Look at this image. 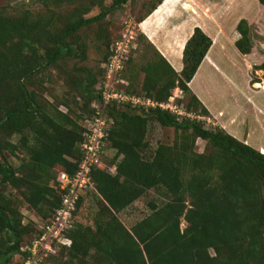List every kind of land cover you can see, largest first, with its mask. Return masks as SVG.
<instances>
[{"label": "trees", "instance_id": "obj_1", "mask_svg": "<svg viewBox=\"0 0 264 264\" xmlns=\"http://www.w3.org/2000/svg\"><path fill=\"white\" fill-rule=\"evenodd\" d=\"M132 1L36 0L44 14L22 9L13 14L0 7V264L19 258L21 248L38 232L32 222L26 223L23 204L47 220L61 203L60 174L73 176L78 170L83 122L91 114L95 88L103 77L102 68L74 65L67 70L68 61L88 58L80 31L100 25ZM163 2L143 3L147 11L139 23ZM258 2L264 7V0ZM62 7L69 8L65 17ZM96 8L100 13L88 17ZM236 30L237 50L251 55L252 27L242 19ZM102 31L100 25L98 36ZM139 41L153 50L155 59L138 69L129 60L124 71L128 68L129 78L123 74L129 85L126 91L165 102L180 87L185 110L208 117L189 84L212 39L195 28L184 48L180 74L144 35H138ZM104 45L105 63L112 44ZM253 69L264 71V63ZM45 72L58 74L72 94L71 102L54 106L42 97L33 80ZM62 106L67 112L60 110ZM110 117L114 124L106 149L115 152L108 165H115L116 173L94 171L93 225L76 223L69 233L72 246L47 264H264V154L223 129L179 120L160 109L114 106ZM150 122L174 129V144L152 150L147 141ZM198 139L207 143L206 152L195 151ZM12 157L20 158L19 165L11 163ZM151 191L165 201L151 202V212L128 229L119 215ZM87 195L79 203L77 218ZM182 221L187 223L184 230Z\"/></svg>", "mask_w": 264, "mask_h": 264}, {"label": "crops", "instance_id": "obj_2", "mask_svg": "<svg viewBox=\"0 0 264 264\" xmlns=\"http://www.w3.org/2000/svg\"><path fill=\"white\" fill-rule=\"evenodd\" d=\"M167 1L164 0L139 23V32L180 74L184 67L185 45L195 28H201L213 44L189 88L209 112L213 127L223 129L238 141L264 154V71L253 69L264 63V41L255 38L252 30V40L260 47L254 44L253 53L244 56L235 46L240 39L236 30L238 23L245 19L255 29L258 21H264V7L259 3L257 12L247 18L231 17V11L221 14L222 9L216 7L210 15L212 19L207 17L205 21H190L188 14H183L182 3L177 7V4ZM228 62L231 65L227 66ZM240 65L252 77L248 81H234L236 77L233 74L242 71L236 68ZM254 78L260 82L253 83ZM256 85L259 88H255Z\"/></svg>", "mask_w": 264, "mask_h": 264}, {"label": "built area", "instance_id": "obj_3", "mask_svg": "<svg viewBox=\"0 0 264 264\" xmlns=\"http://www.w3.org/2000/svg\"><path fill=\"white\" fill-rule=\"evenodd\" d=\"M138 35L139 22L133 17L127 18L110 47L108 60L102 64L103 77L95 88L96 98L90 105L91 114L83 122V142L80 145L82 157L78 170L73 176L60 174V206L47 220L33 218L38 232L30 243L21 248L20 264H47L49 259L57 256L63 248H70L72 240L69 233L76 227L79 203L88 193L94 192V171L116 173L115 165L109 166L104 162L108 154L106 143L109 131L114 124L110 117L114 106L129 107L132 111L160 109L176 115L179 120L187 118L212 126L209 117L185 110V93L180 87H176L165 102H157L144 94L137 95L126 91L129 85L123 74L131 53L137 48ZM25 221L30 222L26 217Z\"/></svg>", "mask_w": 264, "mask_h": 264}, {"label": "rangeland", "instance_id": "obj_4", "mask_svg": "<svg viewBox=\"0 0 264 264\" xmlns=\"http://www.w3.org/2000/svg\"><path fill=\"white\" fill-rule=\"evenodd\" d=\"M146 1L148 0H133L131 3H128L122 10L117 11L112 16L108 17L100 24L103 31L99 36L98 31L100 25L98 24H93L88 28L82 29L80 31V36H82L87 41L88 58L84 62L78 60L68 61L66 66L67 70L71 69L74 65H78L79 67L84 66L88 69H92L93 71L101 70L102 64L104 63L103 59L106 53V47L104 43H113V41L118 37L122 25L127 18L133 17L139 22L140 17L144 16L145 12L147 11L146 9H142V5ZM167 3H174V5L177 4V7H179L182 3V8L184 9L183 14H188L190 21H205L207 17H210V15H212L211 13L212 11L214 12V9L216 7L222 9L221 14H224V11H231V17L236 18L239 16H243V18L252 16L257 12L259 7L258 0H168ZM0 7H7L10 13L13 14L17 11L16 9L29 10L35 14L40 12L44 14L43 6L40 3L36 2V0H16L9 2L6 0H0ZM68 10V7H62L60 9V13L65 17L66 11ZM100 11V9L96 8L91 12V14H89L88 17L98 15ZM212 17H210V19H212ZM225 19L230 18L226 17ZM263 22L264 21L261 19V21H258L254 26L255 29L252 27L254 37L262 41H264ZM139 35L142 34L139 32ZM254 44L257 45L255 42ZM154 59L155 55L153 50L148 48L147 44H143L140 41L138 43L137 41V48L131 53L129 64L132 63V65H135L138 69L141 65ZM129 64L128 67H130ZM228 65L231 64L228 62L227 66ZM241 67L242 66L240 65V67L236 68H240L242 71H239L235 75L233 74V76L236 77L234 80L235 82L248 81L249 78H252L251 76H249L248 71H246L244 68L242 69ZM124 77L129 78L128 68L126 72H124ZM143 79L144 75H142L141 79L139 80V84L142 83ZM42 81L44 83H42ZM253 81L260 80L254 78ZM33 82L34 87L38 89L42 97L46 101L53 103L54 106H57L59 102L62 103L64 101H67V99L70 102L73 100L71 92L68 91L62 84V82L59 80L58 74L55 72H45L44 74L41 73V75H36ZM255 88H259V86L256 85ZM137 90L139 92V87L136 88V91ZM60 110L67 112V109L63 106L60 107ZM204 127L212 129L215 128L213 126L209 127L206 124L204 125ZM16 140L17 138H14V141ZM175 140L176 133L174 129L163 128L156 122H150L147 133V141L152 150L157 148V146L160 144L173 145ZM207 148V143L205 141L200 139L196 141V152L204 153L206 152ZM114 156L115 152L113 150H108V154L104 158L105 164L108 165V163L113 160ZM19 159L20 158L12 157L10 160L13 165L17 166L19 165ZM93 194L94 193H89L87 195L84 204L82 205L78 213V224L93 225L94 216L97 211V205L95 203ZM164 201L165 198L161 194L151 191L146 197L137 201L132 207L122 212L119 215V218L128 229H131L138 221L146 217L151 212L149 206L151 202L162 204ZM22 212L24 213L26 219L33 224H35L33 222V218H39V216L35 212H33L26 204H23ZM186 227L187 223L182 221L181 229L184 230ZM19 262L20 259L17 257L12 260L11 264H19Z\"/></svg>", "mask_w": 264, "mask_h": 264}, {"label": "water", "instance_id": "obj_5", "mask_svg": "<svg viewBox=\"0 0 264 264\" xmlns=\"http://www.w3.org/2000/svg\"><path fill=\"white\" fill-rule=\"evenodd\" d=\"M138 114H139L140 116H143V113H142V112H139Z\"/></svg>", "mask_w": 264, "mask_h": 264}]
</instances>
